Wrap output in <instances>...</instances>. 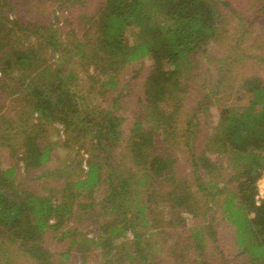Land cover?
I'll list each match as a JSON object with an SVG mask.
<instances>
[{
  "label": "trees",
  "instance_id": "16d2710c",
  "mask_svg": "<svg viewBox=\"0 0 264 264\" xmlns=\"http://www.w3.org/2000/svg\"><path fill=\"white\" fill-rule=\"evenodd\" d=\"M101 3L92 18L95 38L68 47L55 23L24 28L9 19L6 7L13 10L14 4L10 7L8 0H0V74L20 86L15 94L23 95L27 108L23 113L29 114L19 121L24 125L19 133L25 136L19 155L6 144L10 162H0V264H15L5 255L6 244L34 264H72L74 257L88 264L91 256L94 264H155L163 247L177 264H226L240 256L247 263L264 264V201L258 205L255 200L264 171V78L245 81L243 89L252 96L248 106L223 109L203 152L183 149V143L189 147L195 139L193 129L198 125L190 117L181 135L177 118L186 92L182 78L196 67L194 56L218 37L219 8L226 4L222 0ZM48 8L50 12L52 6ZM133 26L138 30L131 42L127 33ZM47 51L79 57L76 64H81L89 82L86 93L78 91L77 73H67L63 64L47 63ZM144 58L151 59L144 84L145 114L129 131L123 166L112 156L123 136L124 119L110 107L91 109L84 101L116 90L126 66ZM54 124L61 126L63 139L42 141L43 128ZM166 146L189 154L190 178L179 176ZM65 149L74 155L62 167L47 170L55 151ZM211 152L228 159L234 191L213 181L221 173L207 156ZM18 163L23 169L19 184ZM44 177L62 184L47 194L29 187L28 182ZM211 204L229 225L225 231L217 232L215 215L209 214ZM183 213L205 222L196 221L186 233ZM85 220L97 233L93 239L79 230ZM76 221L79 224H73ZM49 229L59 233L58 240H69L63 252L43 243ZM165 234L176 240L170 243ZM155 235L162 241L158 248Z\"/></svg>",
  "mask_w": 264,
  "mask_h": 264
},
{
  "label": "rangeland",
  "instance_id": "374dc122",
  "mask_svg": "<svg viewBox=\"0 0 264 264\" xmlns=\"http://www.w3.org/2000/svg\"><path fill=\"white\" fill-rule=\"evenodd\" d=\"M222 1L226 5L222 4L219 8L222 12V17L218 37L214 42L209 43L204 52L194 56L193 59L197 60L196 67L182 78L186 92L177 114L181 135L184 134L183 128L190 117H192V120L195 119L198 125L193 129L196 137L193 141L190 140V146L185 147L183 143L184 150L194 149V151L203 152L209 136L212 135L220 122L223 109L226 107L237 109L248 106L252 96L243 89L245 81L254 77L264 78V0ZM101 2L102 0H8L10 7L14 4V9L12 10L9 7H6V9L8 10L9 19H15L24 28L27 26L31 27L34 23L40 25H46L48 22V24L55 23L53 26L54 28H59L63 45L69 47L76 42H87L89 38L92 40L95 38V27L93 28L92 18L101 9ZM49 5L52 6L50 12ZM137 30L136 26L128 30L127 34L130 35L131 42L134 41ZM28 41L31 42V38ZM45 60L49 64H63L66 66L64 69L67 73L73 70L79 75L75 82L78 85V91L82 93L88 91V79L82 75L81 64H76L79 61L78 56L69 57V55H66V57H61L59 53L47 51ZM150 68V58L130 63L119 77V84L116 90L109 91L103 97L93 95L91 99L84 101V105L91 109H93L91 107L93 105H98L102 108L110 107L114 114L124 119L122 125L123 136L118 146L114 149L115 153L112 156L117 163L123 166L127 164L124 155H126L125 146L129 131L136 118H144V84ZM18 90H22L20 86L12 80L8 81L0 74V162L5 164L10 162L9 156L11 153V149L5 145H12L15 155H19L24 136L19 133L24 127L19 121L29 117V114L23 113L27 109L23 105V95L20 97L19 94H15V91ZM116 97L117 99L115 100ZM32 122L35 123L36 121L32 120ZM144 127L150 128L151 125L144 124ZM43 129L44 131L41 134L42 141L63 139L61 126L56 124L46 125ZM182 138L185 137L182 136ZM166 148L168 153H171L175 158L173 168L175 167L179 176L190 178L192 167L189 161V154L185 153L181 148V150L173 147L169 149L167 146ZM71 155H74V151L66 149L55 151L53 159L47 165V170L54 169L57 166L62 167L61 163H64V160ZM207 156L220 167L221 175L219 177L216 176V178L213 177V181H218L220 187L234 191L235 183L229 182L234 172L228 163V159L217 152L207 153ZM127 162L129 163V161ZM66 163H69V159ZM18 166L15 181L19 184L23 178V169L22 164ZM215 174L217 175L218 171ZM61 184L60 181L53 177H44L28 182L32 190L46 194L56 190L55 187ZM47 188L50 191L48 190L47 192ZM102 191L103 189L99 194ZM211 205L209 214L215 215L214 225L217 232L225 231V228L229 227V225L221 221L217 205ZM166 209V206L162 208L163 211ZM182 216L185 218V226L183 228L186 233V229L192 228L196 221L200 220L199 224L204 221V219H200L201 217L196 219L190 213H183ZM88 220H85L84 223L82 222L79 230L86 233V237L93 239V236H96L97 233H95L94 228L91 231L92 226L88 224ZM74 223L76 225L79 224L77 221ZM152 230L155 231V228H152ZM165 236L170 238V243L176 240L175 235L165 234ZM58 237V232L49 229L43 236V243L52 251L63 252L69 240L60 241L57 239ZM158 238L155 235L154 239L157 240V248L158 245L161 246L160 242H162L158 241ZM227 238H229L228 235ZM218 245L221 248L223 246L222 241ZM3 246L5 255L9 256L13 263L34 264L33 260L23 257L22 254L19 257V252L14 246L9 244ZM156 247L154 248L156 249ZM94 259L95 257L91 256L88 264H94ZM73 261L72 264H80L79 257H74ZM155 264L177 263L175 259L166 254V249L163 247L159 251ZM226 264L250 263H247V259L244 256H240L236 259H231Z\"/></svg>",
  "mask_w": 264,
  "mask_h": 264
},
{
  "label": "built area",
  "instance_id": "2783aa9c",
  "mask_svg": "<svg viewBox=\"0 0 264 264\" xmlns=\"http://www.w3.org/2000/svg\"><path fill=\"white\" fill-rule=\"evenodd\" d=\"M256 204H260L264 201V171L261 178L257 181V194L255 197Z\"/></svg>",
  "mask_w": 264,
  "mask_h": 264
}]
</instances>
